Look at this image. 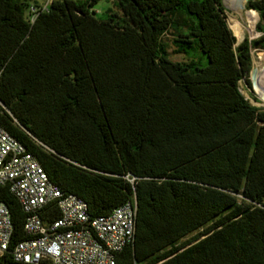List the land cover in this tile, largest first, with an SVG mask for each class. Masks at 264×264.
<instances>
[{
    "label": "trees",
    "instance_id": "obj_1",
    "mask_svg": "<svg viewBox=\"0 0 264 264\" xmlns=\"http://www.w3.org/2000/svg\"><path fill=\"white\" fill-rule=\"evenodd\" d=\"M32 3L0 0V125L92 217L137 202L118 264H264V108L240 89L264 0L240 44L223 0H53L34 24ZM0 202L25 241L27 214L7 188Z\"/></svg>",
    "mask_w": 264,
    "mask_h": 264
},
{
    "label": "built area",
    "instance_id": "obj_2",
    "mask_svg": "<svg viewBox=\"0 0 264 264\" xmlns=\"http://www.w3.org/2000/svg\"><path fill=\"white\" fill-rule=\"evenodd\" d=\"M32 3V24L50 11L51 2ZM0 187L7 188L27 214V239L13 244L11 212L0 202V258L12 264H118V256L136 234L137 202L94 218L79 197L52 183L28 149L0 125ZM56 205L59 218L47 221L43 211Z\"/></svg>",
    "mask_w": 264,
    "mask_h": 264
},
{
    "label": "rangeland",
    "instance_id": "obj_3",
    "mask_svg": "<svg viewBox=\"0 0 264 264\" xmlns=\"http://www.w3.org/2000/svg\"><path fill=\"white\" fill-rule=\"evenodd\" d=\"M43 1V0H41ZM48 1V0H47ZM31 2V1H30ZM224 6L227 10V17H228V23L230 28L233 30L234 34L237 37L238 44L244 41V39L247 37L251 41L256 40L261 36V33H257V25L260 22V16L257 12L253 10L247 9V3L248 0H246L245 3L241 4H233V3H227L223 2ZM113 5L107 2H101L97 7L96 11L101 16L104 14L110 7ZM25 13L28 15L29 9L28 7H25ZM248 16H253L256 18L254 21H248ZM234 20H237L240 27L242 28L241 33H236L233 22ZM167 38H171V36H167ZM170 55L171 59L174 61H183V56L178 55L174 53V47H170ZM264 49H252V59H253V68L258 69H264ZM263 57V58H262ZM252 73V72H251ZM251 83H252V89H249L245 82H242L240 84V89L243 93V95L246 97L249 102L258 108H264V99L262 98L261 94L259 93V90L255 87L254 81L252 80V75H250Z\"/></svg>",
    "mask_w": 264,
    "mask_h": 264
},
{
    "label": "bare ground",
    "instance_id": "obj_4",
    "mask_svg": "<svg viewBox=\"0 0 264 264\" xmlns=\"http://www.w3.org/2000/svg\"><path fill=\"white\" fill-rule=\"evenodd\" d=\"M241 1H243V0H241ZM247 17H248V21H251V22L256 19L251 15L250 16L247 15ZM233 27H234L237 34L242 32V28L240 27L237 20H234ZM251 75H252V80L254 81L255 87L259 90V93L261 94L262 98L264 99V69H261V68L255 69L254 68Z\"/></svg>",
    "mask_w": 264,
    "mask_h": 264
},
{
    "label": "crops",
    "instance_id": "obj_5",
    "mask_svg": "<svg viewBox=\"0 0 264 264\" xmlns=\"http://www.w3.org/2000/svg\"><path fill=\"white\" fill-rule=\"evenodd\" d=\"M34 2H37L38 4H42V3L47 2V0H43V1H41V0H34ZM254 85H255V84H254Z\"/></svg>",
    "mask_w": 264,
    "mask_h": 264
},
{
    "label": "water",
    "instance_id": "obj_6",
    "mask_svg": "<svg viewBox=\"0 0 264 264\" xmlns=\"http://www.w3.org/2000/svg\"><path fill=\"white\" fill-rule=\"evenodd\" d=\"M223 2H224V0H223ZM0 104H2L3 107H5V105L1 101H0Z\"/></svg>",
    "mask_w": 264,
    "mask_h": 264
}]
</instances>
